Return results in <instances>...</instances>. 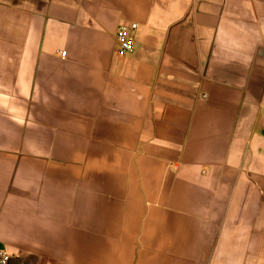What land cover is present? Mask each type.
<instances>
[{
  "label": "crops",
  "instance_id": "crops-1",
  "mask_svg": "<svg viewBox=\"0 0 264 264\" xmlns=\"http://www.w3.org/2000/svg\"><path fill=\"white\" fill-rule=\"evenodd\" d=\"M0 251L264 264V0H0Z\"/></svg>",
  "mask_w": 264,
  "mask_h": 264
},
{
  "label": "built area",
  "instance_id": "built-area-1",
  "mask_svg": "<svg viewBox=\"0 0 264 264\" xmlns=\"http://www.w3.org/2000/svg\"><path fill=\"white\" fill-rule=\"evenodd\" d=\"M138 28L137 24L121 25L117 32V42L119 45V55L127 56L131 54L135 48V40L131 36V32ZM62 56H66V52L62 53ZM10 256L4 252L0 251V264H9Z\"/></svg>",
  "mask_w": 264,
  "mask_h": 264
}]
</instances>
